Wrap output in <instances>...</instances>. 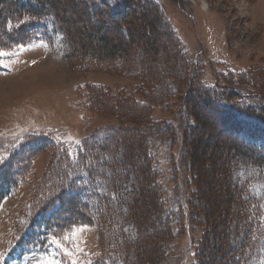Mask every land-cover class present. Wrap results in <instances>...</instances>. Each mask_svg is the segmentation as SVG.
<instances>
[{"label": "rangeland", "instance_id": "obj_1", "mask_svg": "<svg viewBox=\"0 0 264 264\" xmlns=\"http://www.w3.org/2000/svg\"><path fill=\"white\" fill-rule=\"evenodd\" d=\"M81 1L85 2L58 0L57 11L62 12L66 19L75 20V16L81 13ZM146 2L154 4L159 11L157 31L161 36V54L156 60L158 74L154 73L140 51L141 47L146 49V46L139 38L129 57L114 59L104 68L86 66V62L89 65L86 59L82 64L69 60L71 50L74 54L78 47L77 42H85L90 46L94 44L93 40L88 42L89 39L82 37L86 29L84 24L75 27L77 42L74 41L72 45L56 30L51 20H46L39 25L38 34L41 37L26 46L0 51V167L5 163L13 165L11 174L14 177V185L3 192L0 200V264H92L99 257L97 226L73 227L54 237L57 233H48L39 222L34 226L30 223L31 202L40 180L47 172L55 147H64L70 153H75L81 142L100 128L122 124L139 128L135 125L138 121L135 113L128 109L133 107L138 111L139 108L127 102L123 104L126 98L136 104L147 100L148 106L144 110L148 113V125L161 127L163 123L172 124L176 134L175 143L157 137L148 148L159 173L158 180L164 191L166 206L182 217L183 227L179 234L166 244L169 255L168 260L165 257V264L196 262L195 248L203 237L204 229L193 224L190 206L199 204L203 207L209 204L206 208L217 202V217L223 218V222L221 212L225 210L226 215L229 211V205L224 200L233 196L227 194L229 181L241 186L246 172L239 170L229 175L222 149L226 144L225 138L220 134L215 136L212 131L206 132L201 124L193 127L189 116L192 109H182L181 97L188 89L190 96H193L197 86L190 88L184 68L179 77L170 75V70L166 68L174 51L165 43L162 35L168 29L173 31L179 41L182 59L191 62L190 68H193L192 63L198 66L200 85H223L242 97H251L254 91L264 97V0H97L96 3L103 6L105 14L101 17L95 15L90 27L94 31L104 26L106 35L115 36V24L127 26L114 17L129 8L130 12L143 14L148 4ZM91 5L95 6L93 3ZM116 39L112 37L113 44ZM122 43H128L125 37ZM83 48L81 55L84 57L89 47ZM249 72L256 78L250 84L254 91L236 84L224 86L221 80V76ZM160 75L164 77L163 81ZM162 85L163 90L166 86L168 89L174 88L171 98H158ZM91 86L98 88L105 96L106 102L102 103L101 108L86 98L94 90L90 89ZM195 100L203 101L200 95ZM201 108L208 127L218 129L219 117L216 119L215 113L204 105ZM235 131L249 143L264 149L263 122L242 116L235 125ZM133 133V141L141 135L138 130ZM35 136L47 138L49 147L26 162L27 155L24 156L22 150L32 147V142L28 140ZM128 141L129 136H125V142ZM126 143L127 150L129 144L126 146ZM198 143L201 153H191ZM13 155L17 157L11 160ZM125 164L122 167L128 175V181L124 188L130 195L139 190L137 188L141 190V186L137 185L139 177L136 166H132L131 160H125ZM252 172L249 170V173ZM215 176L219 178L213 184ZM221 176L224 179H220ZM246 182L247 196L258 203L259 212L264 214V183L251 178ZM133 204V200H129V207ZM145 208L146 214L139 222L133 221V216L125 221L121 228L124 237L130 240L143 238V224L149 226L153 222L152 211L149 208L147 210V206ZM235 212H231L228 220L231 224V250H226L225 254L232 250L239 251L241 256L237 260H240L246 231L235 218ZM251 249L252 256L246 264H264V237Z\"/></svg>", "mask_w": 264, "mask_h": 264}, {"label": "trees", "instance_id": "obj_2", "mask_svg": "<svg viewBox=\"0 0 264 264\" xmlns=\"http://www.w3.org/2000/svg\"><path fill=\"white\" fill-rule=\"evenodd\" d=\"M75 1L78 2V0ZM83 1L85 2L81 1V13L75 16V20H69L63 16L62 12L57 11L58 0H0V51H10L26 46L41 37L38 34L39 25L46 20H51L56 30L61 32L67 42L72 45L77 40V28L75 27L84 24L86 29H84L82 37L89 39L88 42L93 40L94 44L90 46L91 44H85V42L81 44L76 41L78 47H74V54L71 50L68 56L69 60L82 64L86 59L89 63L88 65L85 61L86 66L94 67V69L104 68V65L114 59L129 57L139 38L146 46V49L141 47L140 51L154 73L158 74L156 60L161 54V36L157 31L159 11L154 4L146 2L148 3L147 7L140 15L130 12V8L128 11L124 10L123 14L119 13L114 19L117 18L120 19L119 21L125 22L127 27L115 24L116 35L108 36L104 26L95 28L94 31L90 27L91 21L95 20V15L101 17L105 14L102 10L103 6L96 3L97 0ZM135 1L133 0V2ZM90 2L95 6H92ZM112 37L118 38L115 40V44L112 43ZM123 37L128 41L127 44L122 43ZM162 37L174 51L170 60L166 59L168 66L172 68H166L170 70V75L179 77L182 75L179 73L184 68L188 73L185 75H187L190 88H193L194 85L197 86V90L193 91V96H190V89H188L181 97L182 109L186 110L187 107L192 109L189 116L194 124L193 127L201 124L206 132L212 131L215 136L220 134L225 138V147H219L223 149L226 156L229 175L239 170L246 172L245 181L241 186L229 181L227 194L233 196H230L229 200H224L229 205V211L226 215H224L225 210L221 212L224 217L223 222V218L217 217V202L206 208L205 206L209 204L203 207H200L199 204L190 206L194 216L193 224L204 229L203 237L195 248V264H246L247 259L252 256L250 254L251 247L253 248L264 237V214L259 212L258 203L247 196L246 189L248 183L246 181L249 178L264 183V149L249 143L235 131V125L242 116L251 117L264 123V97L255 92L250 85L256 81L252 72H249L251 75L242 73L221 76V80L225 83L224 86L230 87L236 84L240 87L251 88L254 91V95L251 97H242L223 85L215 87L200 85V70L194 63H192L193 68H190L191 62L188 60L185 62L182 59L181 52H179V41L173 31L166 30ZM84 46L85 48L89 47V50L83 57L81 51ZM161 80L163 81L164 77L161 76ZM161 87L162 90L158 91V98L161 100L171 98L174 88L168 89L166 86L163 90L164 86ZM90 89L94 90H91L86 98L94 101V104L96 103L101 108L102 103L106 102L104 94L94 86H91ZM197 95L202 96V102H196ZM124 100L123 104L127 102L129 105L139 108L138 111L133 107L128 108L132 109L133 114L135 113V118L138 120L135 125H138L139 128L134 126L135 129H133L134 127L130 128L124 124L117 127L100 128L86 137L77 147L75 153H70L64 147H55L47 172L40 180L32 199V215L29 217V221L32 226L39 222L48 233H57L54 234V237H58V234L61 235L73 227L97 226L99 228L100 255L92 264H114L117 262L122 264H134V262L165 264V257L167 258L169 255L166 244L172 237L179 234L183 227L182 217L166 206L164 191L158 180L159 173L153 165V155L148 148L153 145L152 141L157 137L170 140L168 143H175L176 134L172 124L163 123L161 127L148 125V113L147 110H144V107L148 106L145 102L147 100L144 99L137 104L128 98ZM94 104L92 102V105ZM202 105L209 108L213 114L215 113L216 119L219 117L220 127L218 129L208 127L205 114L201 110ZM198 121L199 123H197ZM136 130L141 135H138V139L133 141L132 134ZM125 136H129L127 150L125 149ZM28 141L32 142V147L30 149L25 147L22 150L24 156L27 155L26 162L49 147V140L45 137L35 136L29 138ZM135 146L137 148L134 149ZM118 150L120 153H117ZM200 150V144L195 145L194 151L191 150V153L199 154ZM16 157L13 155L10 159L14 160ZM198 159L200 161L201 158L197 155ZM125 160H131L132 166H136L139 177L137 185L141 186V190L137 188L139 190L130 195L124 188V184L128 181V175L122 167ZM12 166L5 163L0 167V200L4 195L3 192L14 185V177L11 174ZM249 170L253 172L249 173ZM217 178L219 177L213 178V184ZM220 179H224V177L221 176ZM214 193L216 194L217 191ZM143 194L147 197H144ZM129 200L134 202L131 207H129ZM144 206H147V210L149 208L152 211L151 221L153 220V222L149 226L143 224L142 234L140 233L141 236L144 234L143 238L130 240L124 237L121 233L123 224L130 219L129 216H133V221L139 222V219L146 214ZM233 210L236 211L235 218L246 231V242L241 247L242 257L240 260H237L238 256H241L239 251L232 250L225 254L226 250H231L229 249V227L231 224L228 223V220ZM217 220L219 221L217 222ZM154 223L156 225L153 228ZM139 225L141 226V224ZM142 260L144 261L142 262Z\"/></svg>", "mask_w": 264, "mask_h": 264}]
</instances>
